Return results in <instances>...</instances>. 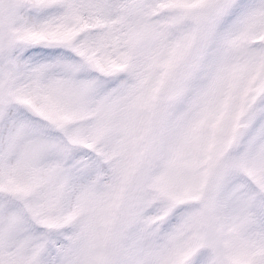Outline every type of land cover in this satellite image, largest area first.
Returning <instances> with one entry per match:
<instances>
[{
	"label": "snow or ice",
	"instance_id": "1",
	"mask_svg": "<svg viewBox=\"0 0 264 264\" xmlns=\"http://www.w3.org/2000/svg\"><path fill=\"white\" fill-rule=\"evenodd\" d=\"M0 264H264V0H0Z\"/></svg>",
	"mask_w": 264,
	"mask_h": 264
}]
</instances>
